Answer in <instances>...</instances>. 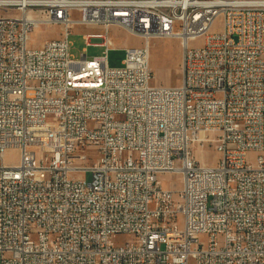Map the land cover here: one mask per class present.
Instances as JSON below:
<instances>
[{
    "label": "built area",
    "instance_id": "built-area-1",
    "mask_svg": "<svg viewBox=\"0 0 264 264\" xmlns=\"http://www.w3.org/2000/svg\"><path fill=\"white\" fill-rule=\"evenodd\" d=\"M40 25L62 36L34 46ZM76 25L103 29L85 35L103 55L72 56ZM113 26L144 42L119 67ZM162 38L182 44L174 87L152 85ZM0 255L264 264V0H0Z\"/></svg>",
    "mask_w": 264,
    "mask_h": 264
},
{
    "label": "rangeland",
    "instance_id": "rangeland-1",
    "mask_svg": "<svg viewBox=\"0 0 264 264\" xmlns=\"http://www.w3.org/2000/svg\"><path fill=\"white\" fill-rule=\"evenodd\" d=\"M74 17H78L74 13ZM103 29L100 26H85L76 25L72 27L69 41L71 43V54L75 59L81 58V54L86 50L89 59L96 56H101L105 48L99 42L94 41L87 45L85 35L89 33H101ZM63 28L60 25H40L32 32V44L40 46L44 41L59 38L62 36ZM110 35L114 39L115 47L108 52V65L110 67H119L122 65L126 55L127 47L142 46L144 44L141 38L133 36L127 30L119 26H113L110 29ZM202 40L197 41V43ZM193 43V44H197ZM151 46V66L154 73L152 85L174 87L181 83L183 50L181 41L174 38L153 39ZM19 152L16 149H11L6 155L8 162H16ZM196 156L200 161H207L209 164H215L220 154L216 151L213 145L208 144L205 147L196 149ZM257 153L253 152L249 155V160L255 162ZM90 175L87 176V179ZM164 180L165 185L171 186L174 183H179L180 176L177 174H164L160 176ZM182 226V222H180ZM121 240H124L122 238ZM1 260V255H0Z\"/></svg>",
    "mask_w": 264,
    "mask_h": 264
},
{
    "label": "crops",
    "instance_id": "crops-1",
    "mask_svg": "<svg viewBox=\"0 0 264 264\" xmlns=\"http://www.w3.org/2000/svg\"><path fill=\"white\" fill-rule=\"evenodd\" d=\"M151 56H152V54H151Z\"/></svg>",
    "mask_w": 264,
    "mask_h": 264
},
{
    "label": "bare ground",
    "instance_id": "bare-ground-1",
    "mask_svg": "<svg viewBox=\"0 0 264 264\" xmlns=\"http://www.w3.org/2000/svg\"><path fill=\"white\" fill-rule=\"evenodd\" d=\"M115 43V42H114Z\"/></svg>",
    "mask_w": 264,
    "mask_h": 264
}]
</instances>
